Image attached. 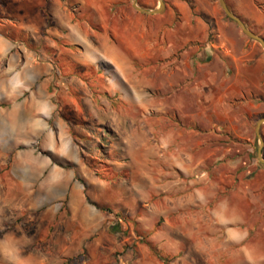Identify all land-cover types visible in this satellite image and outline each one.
Here are the masks:
<instances>
[{
	"label": "rangeland",
	"instance_id": "1",
	"mask_svg": "<svg viewBox=\"0 0 264 264\" xmlns=\"http://www.w3.org/2000/svg\"><path fill=\"white\" fill-rule=\"evenodd\" d=\"M225 1L264 38V0ZM136 3L147 10L160 6L159 0ZM163 4L160 12L149 13L136 9L133 0H117L112 19L108 11L92 13L97 21L91 19L88 44L78 53L86 64H72L83 81L77 122L92 149L87 194H99L101 205L114 203L106 211L112 212L120 246L109 261L99 262L85 242L62 261L60 220L50 221L43 210L0 204V245L16 244L19 257L0 254V264H147L153 258L187 264L164 246L155 247L168 244L178 225L194 226L179 220L187 211L179 198L189 193V181L220 174L231 180L222 182L227 194L243 170L250 171L243 181L257 188L261 216L253 242L264 246V162L256 133L264 118L263 47L225 15L219 0ZM105 15L102 27L98 17ZM260 134L264 140V122ZM192 148L210 152L193 174L180 169L191 165ZM195 254L197 264H234L225 252Z\"/></svg>",
	"mask_w": 264,
	"mask_h": 264
},
{
	"label": "crops",
	"instance_id": "2",
	"mask_svg": "<svg viewBox=\"0 0 264 264\" xmlns=\"http://www.w3.org/2000/svg\"><path fill=\"white\" fill-rule=\"evenodd\" d=\"M115 2L0 0V204L43 210L50 221L60 220L62 261L85 242L99 262L109 261L120 246L112 212L106 211L114 203L101 205L97 192L94 198L87 194L92 149L77 122L83 81L77 67L72 69V64H86L78 53L88 44L91 19L97 21L92 13L108 11L112 19ZM98 19L106 27L107 16ZM209 156L192 148L187 154L191 165L180 169L193 174ZM243 173L227 194L222 182L231 180L220 174L189 181V193L179 198L186 216L180 213L179 220L189 219L194 226L178 225L168 244L163 241L155 252L164 246L177 262L186 259L187 264L199 263L195 253L212 252H225L227 263L263 264L264 246L253 242L261 218L257 188L243 181L250 171ZM153 259L144 262L163 264Z\"/></svg>",
	"mask_w": 264,
	"mask_h": 264
},
{
	"label": "water",
	"instance_id": "3",
	"mask_svg": "<svg viewBox=\"0 0 264 264\" xmlns=\"http://www.w3.org/2000/svg\"><path fill=\"white\" fill-rule=\"evenodd\" d=\"M159 3H160V6L158 9H155V10H147L145 8H142L140 6L137 5L136 3V0H133V5L136 9L142 11V12H149V13H153V12H160L163 8V0H159ZM219 3L225 13L226 16H228L230 19L234 20L238 26L240 27V29L243 31L244 34H246L248 37L252 38V39H255L257 41H259L263 47V50H264V38L257 35L256 33H254L253 31H251L250 29H248L244 22L235 14L233 13L229 8H228V5L226 3L225 0H219ZM264 122V118L258 120L257 122V127H256V133L260 139V144H259V147H258V157L261 161L264 162V159L262 158V147H263V144H264V140L260 134V126H261V123Z\"/></svg>",
	"mask_w": 264,
	"mask_h": 264
},
{
	"label": "bare ground",
	"instance_id": "4",
	"mask_svg": "<svg viewBox=\"0 0 264 264\" xmlns=\"http://www.w3.org/2000/svg\"><path fill=\"white\" fill-rule=\"evenodd\" d=\"M0 254L3 259H8L12 261H19V257L17 255V248L11 244H4L0 248ZM15 257V258H13ZM23 260V259H21Z\"/></svg>",
	"mask_w": 264,
	"mask_h": 264
},
{
	"label": "trees",
	"instance_id": "5",
	"mask_svg": "<svg viewBox=\"0 0 264 264\" xmlns=\"http://www.w3.org/2000/svg\"><path fill=\"white\" fill-rule=\"evenodd\" d=\"M95 150L97 151V149H96V148H95ZM93 204H95V203H93ZM95 205H96V204H95ZM99 208H100V206H99ZM101 209H104V208H102V207H101ZM116 230H117V229H116ZM116 230H115V231H116ZM113 232H114V230H113Z\"/></svg>",
	"mask_w": 264,
	"mask_h": 264
}]
</instances>
